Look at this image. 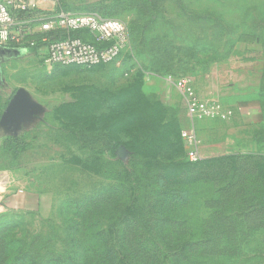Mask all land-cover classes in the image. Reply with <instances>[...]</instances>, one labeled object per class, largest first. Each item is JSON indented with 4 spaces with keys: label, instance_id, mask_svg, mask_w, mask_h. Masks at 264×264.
I'll return each instance as SVG.
<instances>
[{
    "label": "rangeland",
    "instance_id": "obj_1",
    "mask_svg": "<svg viewBox=\"0 0 264 264\" xmlns=\"http://www.w3.org/2000/svg\"><path fill=\"white\" fill-rule=\"evenodd\" d=\"M59 4L124 23L129 43L92 68L49 64L45 48L2 64L0 96L23 90L35 108L18 158L0 127V264H264V0ZM178 81L229 114L193 121ZM190 129L199 160H223L191 164ZM102 134L113 153L82 147ZM130 161L148 179V232L124 219Z\"/></svg>",
    "mask_w": 264,
    "mask_h": 264
},
{
    "label": "built area",
    "instance_id": "obj_2",
    "mask_svg": "<svg viewBox=\"0 0 264 264\" xmlns=\"http://www.w3.org/2000/svg\"><path fill=\"white\" fill-rule=\"evenodd\" d=\"M39 0H0V45L19 44L25 40L28 30L18 27L17 14L20 11H35ZM54 4L60 0H43ZM15 31V33H14ZM40 39L47 42L46 61L49 64L92 68L114 62L125 52L129 43L127 27L115 19L100 18L94 14L74 15L65 11L56 12L53 18L46 19L40 26ZM80 33L89 35L92 40L80 36L53 38L55 34ZM176 87L188 101V115L194 121L200 118H219L227 115L218 105L202 104L185 81H178ZM184 146L190 162L199 160L198 141L192 129L184 134ZM12 194L9 174L0 173V207Z\"/></svg>",
    "mask_w": 264,
    "mask_h": 264
},
{
    "label": "trees",
    "instance_id": "obj_3",
    "mask_svg": "<svg viewBox=\"0 0 264 264\" xmlns=\"http://www.w3.org/2000/svg\"><path fill=\"white\" fill-rule=\"evenodd\" d=\"M57 6H58L57 11H61V10L64 11L61 8L60 4ZM26 12L27 11L18 12L17 17L20 18V16ZM51 36L52 35L48 36L47 42L50 41ZM67 36L71 38H76V37H80V33H69V34L60 33L57 35L55 34V37L53 36V38L55 39L65 38ZM26 39L27 37L25 38V40ZM39 40L40 42L35 43V44H32V42L29 41V43L26 44V46L22 48V52H23L22 54L23 55L33 54L37 52L38 50H40L41 48H45L47 45V42H42L41 39ZM7 101L8 99H4L2 96H0V115ZM30 133H31L30 131H24L20 134L16 133V134H12L8 136L3 143L5 152L9 154L13 159L18 158L21 153H23L24 151L30 148V141L28 140ZM263 139H264V134L258 138V140H263ZM91 144H94V145L101 144L102 146L106 148L107 151L112 152V153L118 146L117 142L114 139H112L111 137L109 138L103 134L95 137L91 141L84 143L82 147L88 148L90 147ZM245 156L249 157V154H246ZM222 160H223L222 158H218V159H213V160L204 159V160H198L196 162H190V161L189 162L191 164H196L199 161H200L199 163H205L208 161H222ZM123 181L125 182L127 186V192L129 195L127 209H126V212L124 213V219L125 220L131 219V220L136 221L138 224H140L144 228V230L148 232L150 229V225H149L147 213L145 211L146 205H147V195H148L147 190L149 188L148 179L147 177L144 178L138 172L133 162L130 161L126 165V168L124 169ZM260 203H264V193H263Z\"/></svg>",
    "mask_w": 264,
    "mask_h": 264
},
{
    "label": "crops",
    "instance_id": "obj_4",
    "mask_svg": "<svg viewBox=\"0 0 264 264\" xmlns=\"http://www.w3.org/2000/svg\"><path fill=\"white\" fill-rule=\"evenodd\" d=\"M57 7H58L57 4H54L50 1L39 0L36 2V10L35 11L28 10L26 13H23L20 16V18L17 17V19H16L17 26L18 27H25L28 30L27 42L40 37V35H41V32H40L41 24L46 19L53 18L55 16L56 12H58ZM14 33H15V31H14ZM80 36L86 38L87 40H90V41L92 40V38L87 34H80ZM22 42H26V41H22ZM6 47H9L10 49L12 48L9 45H7ZM5 62H6V60L3 63H5ZM3 63L0 64V84H2V85H4V80H3V75H2L3 74L2 73V64ZM5 99H8V101H9L10 98L8 96H6ZM8 101H7V103H8ZM7 103H6V105H7ZM4 108H3V110H4ZM3 110H2V112H3ZM239 110H240V113L242 114V116H244L247 113L251 114V112H252L250 105H244ZM250 114H248V115H250ZM11 198L12 197L9 196L6 199V201L7 202L11 201L10 200Z\"/></svg>",
    "mask_w": 264,
    "mask_h": 264
},
{
    "label": "water",
    "instance_id": "obj_5",
    "mask_svg": "<svg viewBox=\"0 0 264 264\" xmlns=\"http://www.w3.org/2000/svg\"><path fill=\"white\" fill-rule=\"evenodd\" d=\"M12 49L0 45V64L3 63L12 53ZM35 105L30 102L23 90H17L9 99L0 116V127L16 134L20 130V125L30 115H33Z\"/></svg>",
    "mask_w": 264,
    "mask_h": 264
},
{
    "label": "flooded vegetation",
    "instance_id": "obj_6",
    "mask_svg": "<svg viewBox=\"0 0 264 264\" xmlns=\"http://www.w3.org/2000/svg\"><path fill=\"white\" fill-rule=\"evenodd\" d=\"M13 51L12 53L10 54V56L6 59V61L8 60H11V59H16V58H19L21 57L23 54L22 52V48H11ZM3 86L2 84H0V87Z\"/></svg>",
    "mask_w": 264,
    "mask_h": 264
}]
</instances>
